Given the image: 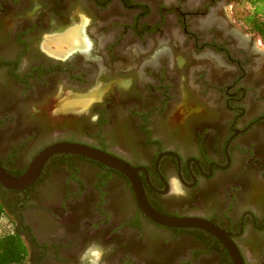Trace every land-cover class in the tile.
I'll use <instances>...</instances> for the list:
<instances>
[{
  "label": "flooded vegetation",
  "instance_id": "flooded-vegetation-1",
  "mask_svg": "<svg viewBox=\"0 0 264 264\" xmlns=\"http://www.w3.org/2000/svg\"><path fill=\"white\" fill-rule=\"evenodd\" d=\"M33 1L0 0V71L16 92L0 101V165L24 172L55 142L100 149L140 169L152 209L205 219L244 264H264V45L235 18L238 0ZM69 30L87 44L46 47ZM183 87L202 110L178 122ZM72 101L85 105L59 109ZM56 133L72 137L34 149ZM6 191L28 264H233L213 235L153 223L124 175L80 156H53L31 187ZM97 240L106 250L87 251Z\"/></svg>",
  "mask_w": 264,
  "mask_h": 264
},
{
  "label": "water",
  "instance_id": "water-1",
  "mask_svg": "<svg viewBox=\"0 0 264 264\" xmlns=\"http://www.w3.org/2000/svg\"><path fill=\"white\" fill-rule=\"evenodd\" d=\"M56 155H75L95 161L124 175L130 182L140 211L153 223L166 228H195L216 237L227 249L233 264H244L238 249L228 234L211 222L198 217H171L152 209L143 192L139 179L140 169L100 149L80 143L55 142L43 148L30 161L27 169L20 176H12L0 166V185L9 191L22 192L31 187L40 176L47 161Z\"/></svg>",
  "mask_w": 264,
  "mask_h": 264
},
{
  "label": "rangeland",
  "instance_id": "rangeland-1",
  "mask_svg": "<svg viewBox=\"0 0 264 264\" xmlns=\"http://www.w3.org/2000/svg\"><path fill=\"white\" fill-rule=\"evenodd\" d=\"M33 3L34 4H31L30 5V7L32 8V6H34L35 4H41V3H43V1L42 0H34L33 1ZM236 8H237V6L235 7V9H234V12H235V10H236ZM30 9V8H29ZM28 12H30V11H28ZM34 15H35V13H30L29 14V16L30 17H34ZM30 19V18H29ZM240 23V22H239ZM241 24V23H240ZM9 29H8V24H4V25H2V33L4 34V33H6V31H8ZM75 30V29H74ZM77 30V29H76ZM73 30H69L68 32H66L64 35H62V36H60V37H57L56 39H49L48 40V45L46 46V47H48L52 42H54V41H59L60 39H67V37H65V36H67V34L69 33V32H72ZM78 35H77V37H79L78 39H77V42H82L83 44L85 43V45L87 44V42L85 41V38L83 39L82 37H81V35H80V33L78 32L77 33ZM256 40H259V37L257 36L256 37ZM46 45V44H45ZM71 45V44H70ZM53 49H54V51H55V53H57L56 52V47H52ZM86 48V47H85ZM85 48H77V49H85ZM72 50H75V49H72V46H70V47H66V49L62 52V53H60V54H58V55H63V56H65L67 53H69L70 51H72ZM174 57L177 59V58H179L180 59V54H174ZM178 73H182V71H184V69H182V68H178V70H176ZM7 81H8V79H7V76H6V74H5V72L4 71H0V86L3 88V90H1L0 91V101L1 102H7L8 100H9V98H16L15 97V94H16V92H14V91H10L9 89H8V92L5 90V88H6V86L8 85L7 84ZM8 87V86H7ZM64 93V95L66 96V95H68V92H63ZM179 93H182V94H184V98H183V101H182V106H181V110H180V114H179V119H178V122H182L183 121V119L184 118H186V117H192V116H196L198 113H200V111L202 110V108L200 107V106H198V105H195V104H192L190 101H189V99L187 98V96L188 97H191L193 100H196V98H195V93L193 92V91H191V92H188V91H186V88H181L180 89V91H179ZM59 94H61V92H56V95H59ZM186 94V95H185ZM99 95V93H95V94H93V95H90V97H92V98H94L95 96H98ZM56 104H58V102L56 103ZM61 105L63 106V107H61ZM64 105H68L67 107H70V108H74V109H79V108H82V107H84V105H85V102L84 101H80V102H74V101H72L71 103H61L60 104V106H59V109L62 111V109L64 108ZM38 108V107H37ZM36 109V102H34L31 106H30V108H28V111H29V113L31 114V111L32 110H35ZM62 130V129H61ZM66 137H72V136H70V135H66L65 136V134L64 133H56V134H51L49 137H47V138H44V139H41L38 143H36L35 145H34V149L37 147V146H39L40 144H42V143H46V142H48V141H51V140H60V139H62V138H66ZM169 144L170 145H172V147H174V148H176V149H178L182 154H185V155H187V154H190V153H192V150L188 147V146H186V145H184V144H175L174 143V140H171V141H169ZM10 219L8 218V220H7V218H0V235H2V234H4V233H7L8 231H10V230H12L13 229V226H14V224H13V222L11 221V223H10V221H9ZM11 225V226H10ZM52 230L51 231H49V230H44V231H42L41 230V236H43L44 238L45 237H49L52 233ZM56 233V232H55ZM54 234V233H53ZM107 243H105L104 241H101V240H97V241H95L93 244H92V246H88V244H87V246L85 247V248H88L87 249V251L89 250V249H91L92 247H95V248H98V249H100V250H102V251H104V250H106V248H107ZM86 251V252H87ZM93 255L95 256L96 254L94 253V252H92V251H90L89 253H88V258L90 259V260H94V258H92L93 257ZM250 256H249V258H250V260H253V257L254 256H251V254H249ZM90 256H92V257H90ZM92 258V259H91ZM257 259V258H256ZM73 264V263H72Z\"/></svg>",
  "mask_w": 264,
  "mask_h": 264
},
{
  "label": "trees",
  "instance_id": "trees-1",
  "mask_svg": "<svg viewBox=\"0 0 264 264\" xmlns=\"http://www.w3.org/2000/svg\"><path fill=\"white\" fill-rule=\"evenodd\" d=\"M234 16L249 33L258 36L264 45V0H238ZM6 171L15 177L25 172L9 167ZM5 192L7 191L0 185V218L8 220L5 204L2 202ZM0 264H28L26 245L14 226L12 230L0 235Z\"/></svg>",
  "mask_w": 264,
  "mask_h": 264
},
{
  "label": "bare ground",
  "instance_id": "bare-ground-1",
  "mask_svg": "<svg viewBox=\"0 0 264 264\" xmlns=\"http://www.w3.org/2000/svg\"><path fill=\"white\" fill-rule=\"evenodd\" d=\"M67 39H60L59 41H54L52 42L48 47H56V52L58 54L62 53L66 47H75L79 42H77V34L76 32H72L71 34H67ZM71 44V45H70ZM77 47V46H76ZM52 49V48H51ZM92 257V256H90ZM95 256L93 255L92 258Z\"/></svg>",
  "mask_w": 264,
  "mask_h": 264
}]
</instances>
